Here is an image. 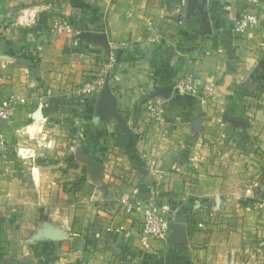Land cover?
I'll return each mask as SVG.
<instances>
[{
	"label": "crops",
	"instance_id": "0c3cea01",
	"mask_svg": "<svg viewBox=\"0 0 264 264\" xmlns=\"http://www.w3.org/2000/svg\"><path fill=\"white\" fill-rule=\"evenodd\" d=\"M182 1L0 0V99H27L0 122L5 142L32 146L37 122L55 143L30 176L0 152V264H264V0ZM23 10L32 25L15 23ZM254 12L259 26L235 32ZM188 72L204 102L175 89ZM149 100L166 136L145 121ZM147 196L174 210L145 249L123 202Z\"/></svg>",
	"mask_w": 264,
	"mask_h": 264
},
{
	"label": "built area",
	"instance_id": "2783aa9c",
	"mask_svg": "<svg viewBox=\"0 0 264 264\" xmlns=\"http://www.w3.org/2000/svg\"><path fill=\"white\" fill-rule=\"evenodd\" d=\"M257 1V0H255ZM185 4L186 0L182 1ZM35 17L32 16V12L28 10H23L22 13L18 16V19L15 23L20 25H32L34 23ZM262 18L260 14L254 13H244L241 17L235 22L234 31L237 33H243L248 28H255L259 26ZM53 30L72 36L74 42L76 43L77 35L79 31L74 29L71 24H69L61 16H57L53 22ZM76 38H75V37ZM159 39V36L156 35L153 40ZM1 56V55H0ZM113 56V55H112ZM114 57V56H113ZM110 78V75H109ZM109 78L106 82H109ZM104 81L99 80L88 84L80 88L78 94L92 93L97 92L102 88ZM175 89L183 94H189L192 96L200 97L202 102L205 101V89L200 86L195 75L191 72L186 73L182 76L175 84ZM27 104V99L25 97H10L6 99H0V122L10 120L16 109L20 105ZM44 107L42 106L41 110ZM145 121L149 124H155L162 126L163 135L168 134L167 124H166V113L164 104L161 102H154L149 100L146 102L145 107ZM42 112V111H41ZM43 118H39L42 121ZM34 121H37L34 119ZM76 123H79V119L75 120ZM27 132V138L32 146H20L16 150H12L11 147L7 145L4 138V133L0 125V152L3 154V163L8 164L10 161L15 159L18 161L30 160L32 162V172L34 173L37 170L36 159L40 150H50L54 148L55 143L54 139L50 138L49 135L43 132V129L38 126V123H32L29 125ZM30 162V163H31ZM5 173L9 172V169L4 170ZM248 193L251 192V189L247 190ZM125 210L129 215L137 216L141 221V229L139 232V240L141 246L145 249L150 248V240L153 239H166L170 236L171 233V220L170 213L174 210V206L167 202H162L158 200L156 196H147V197H136L134 199H127L123 202ZM115 233L122 234L125 238L131 236L130 232H125L119 228L113 230ZM261 246L264 248V240L261 241Z\"/></svg>",
	"mask_w": 264,
	"mask_h": 264
},
{
	"label": "water",
	"instance_id": "95a60500",
	"mask_svg": "<svg viewBox=\"0 0 264 264\" xmlns=\"http://www.w3.org/2000/svg\"><path fill=\"white\" fill-rule=\"evenodd\" d=\"M106 85H108V83ZM108 89H109V86H107V89H106V91L104 93V100L107 101V105L105 104V105H103V107H105V108L107 107V109L109 111H107V110L106 111L108 113L110 112V114L113 113V115H114V113L116 112V99H115V96L112 93L109 92V94H108ZM41 113H42L41 110H39L36 113L34 119L38 120L39 118H42V114ZM91 163L92 164H94V163L97 164V162L94 161V160H91ZM56 236L57 235L55 233L48 235V237H56ZM176 241H179V238H177Z\"/></svg>",
	"mask_w": 264,
	"mask_h": 264
},
{
	"label": "rangeland",
	"instance_id": "374dc122",
	"mask_svg": "<svg viewBox=\"0 0 264 264\" xmlns=\"http://www.w3.org/2000/svg\"><path fill=\"white\" fill-rule=\"evenodd\" d=\"M86 94H88V93H85V95ZM75 100V99H74ZM77 103V102H76ZM75 104V103H74ZM81 126H82V124H81ZM80 126V127H81ZM72 136L73 137H77V136H79V134L78 133H74V134H72ZM25 164L24 165H21V167L18 169V170H16V171H19V174L20 175H23V174H25V175H27V176H30V172H31V169L29 168V164H30V160H24L23 161ZM31 164H32V162H31ZM29 165V166H28ZM262 252V251H261Z\"/></svg>",
	"mask_w": 264,
	"mask_h": 264
}]
</instances>
